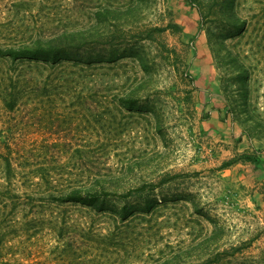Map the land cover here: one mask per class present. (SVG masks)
Returning <instances> with one entry per match:
<instances>
[{
    "label": "rangeland",
    "instance_id": "1",
    "mask_svg": "<svg viewBox=\"0 0 264 264\" xmlns=\"http://www.w3.org/2000/svg\"><path fill=\"white\" fill-rule=\"evenodd\" d=\"M63 31L124 55L0 61V264H264V0H0L2 48Z\"/></svg>",
    "mask_w": 264,
    "mask_h": 264
},
{
    "label": "trees",
    "instance_id": "2",
    "mask_svg": "<svg viewBox=\"0 0 264 264\" xmlns=\"http://www.w3.org/2000/svg\"><path fill=\"white\" fill-rule=\"evenodd\" d=\"M228 1V0H227ZM199 13L201 14L202 21L205 22L207 18V14L204 15L202 12L201 7H198ZM115 12V11H114ZM98 12L96 14V18L108 16L111 18H117L120 16V14H116L117 12ZM129 13V12H128ZM234 14L230 13L229 20L231 21V24H228L226 30H225V38H231L234 37L236 34L240 32L242 29V26L239 25V23L234 22ZM172 29H178V26L172 24L170 26ZM155 31H163L162 28H156ZM236 31H238L236 33ZM89 34L90 33H86ZM113 34H116L113 32ZM89 35L87 37H89ZM85 36V34H84ZM220 36L218 35V38ZM140 38V37H139ZM87 39V38H85ZM83 38V35L81 33L73 32V31H63L62 33L56 34L50 38L44 39V38H38L32 41L27 42H21L18 44H12L4 46V48L0 47V61L1 60H12L15 62H18L20 64H24L27 62H46L51 63L53 65H56L58 63H61L63 61H71L77 58H80L82 53L85 52L89 54L90 56L92 53H95L98 51H106V49H110L109 54L112 60H116V57L124 55L119 53L120 48L123 44L121 43H115V42H102L97 44H85L86 40ZM143 39V38H140ZM132 49H130L129 53L131 57H135L133 55H136L139 57L137 53V49H135L133 46ZM126 49V48H125ZM135 50V52L133 51ZM97 55H101L100 53H97ZM90 56H86L87 58H90ZM123 57V56H121ZM101 59H104V57H101ZM136 58V57H135ZM89 59L88 61H90ZM249 79H250V72L248 71L247 67L242 66L240 70L238 71L237 80L239 87L241 90H247L249 87ZM15 88V87H14ZM13 87L9 89L8 95H10V101L6 102L7 107L9 109H12L15 105L16 99H14L15 89ZM246 92V91H245ZM248 92V91H247ZM240 113L244 115L243 120L238 118L241 125L244 127V131L248 133L249 135H252L254 131H256L257 128L264 129V124L261 122V116L262 113L258 108H245L243 110H240ZM233 114L236 116V108H232ZM242 157L247 158L248 160L252 162H258V158L255 155L248 156L246 154H243ZM7 159V158H6ZM8 159L6 160V162ZM8 167V163H6ZM226 167V166H225ZM49 172V171H48ZM108 196L109 194H99V193H92L90 191H85L78 188H72L71 190L67 191L64 194H60L58 196L51 197L62 204H76L83 207H94L96 206L101 196Z\"/></svg>",
    "mask_w": 264,
    "mask_h": 264
}]
</instances>
